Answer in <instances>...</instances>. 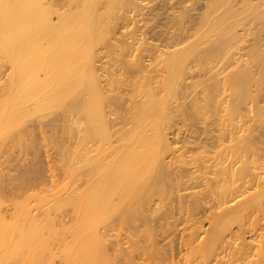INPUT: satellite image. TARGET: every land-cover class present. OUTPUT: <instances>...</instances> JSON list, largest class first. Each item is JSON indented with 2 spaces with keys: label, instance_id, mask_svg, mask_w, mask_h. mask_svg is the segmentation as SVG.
<instances>
[{
  "label": "bare ground",
  "instance_id": "1",
  "mask_svg": "<svg viewBox=\"0 0 264 264\" xmlns=\"http://www.w3.org/2000/svg\"><path fill=\"white\" fill-rule=\"evenodd\" d=\"M58 253L264 264V0H0V264Z\"/></svg>",
  "mask_w": 264,
  "mask_h": 264
},
{
  "label": "rangeland",
  "instance_id": "2",
  "mask_svg": "<svg viewBox=\"0 0 264 264\" xmlns=\"http://www.w3.org/2000/svg\"><path fill=\"white\" fill-rule=\"evenodd\" d=\"M186 135V134H185ZM190 136H192V137H194L195 135H190ZM192 137H189L188 139H187V141H193V139H192ZM179 138H181V136H179ZM200 138H203V136H200ZM187 146H189V145H187ZM56 166H59L58 164L56 165ZM56 172H59V171H55V173ZM11 173H14V172H11ZM54 173V174H55ZM60 173V172H59ZM59 173H56V174H58V176H59ZM15 174V173H14ZM46 175H49L48 173H46ZM57 175H55V180H56V177H58ZM58 178H60V177H58ZM54 179H52V180H54ZM61 179H62V177H61ZM60 179V187H61V184H62V187H63V182H62V180ZM49 180V179H48ZM51 180V179H50ZM66 180H68V179H66ZM66 180H65V182H66ZM62 182V183H61ZM68 182V181H67ZM65 186V185H64ZM192 192H197V189L195 190V191H192ZM187 193H190V191H187V192H184V191H182L181 193H179L180 195H182V194H187ZM23 199L24 198H20V200H19V202L21 201H23ZM16 201V200H15ZM17 201H18V199H17ZM4 202V201H3ZM35 204V203H34ZM33 205V204H32ZM7 206H9V203L7 202V203H3V205L1 206V209L2 210H4V208H5V210H7V211H9L10 209L9 208H7L6 209V207ZM33 206H35V205H33ZM10 207L12 208V206L10 205ZM36 208V207H35ZM37 209H39V208H37ZM43 209H44V207H43ZM67 209V208H66ZM41 211H43L42 209H40ZM38 211V212H41V211ZM68 211H69V208L67 209ZM67 210L66 211H63V212H66L67 213ZM37 211V210H36ZM35 212V211H34ZM59 213L61 214V212H57V215H59ZM70 213H71V211H70ZM70 213L69 214H67V215H64V213H63V217L64 216H72V215H70ZM204 215H207V213L206 214H204ZM68 216V217H69ZM199 217H201V218H203V215L201 216L200 214L198 215ZM40 217V216H39ZM197 217V216H196ZM205 217V216H204ZM67 217H64V221H66L67 219H66ZM185 218H186V215H184L183 213H179V214H176L175 216H174V218L173 219H176V228L174 229H172V234H170L168 237V239H165L164 240V242H162V243H168L169 241H171V240H174L175 241V243H176V247H177V249L175 250V252H178V254L176 253H174V256H176L175 258H174V262H176V261H178L177 259L179 258V263L185 258V250L183 251L182 249H185L186 247L185 246H181L180 245V243H181V239H180V237H181V235H183L184 236V234H188L190 231H189V229H190V225H191V223H187L186 221H185ZM206 219L205 218H203V219H200L199 220V223L202 225V226H204V227H202V228H204V229H207V221H205ZM201 221V222H200ZM198 226H200L199 224H197ZM197 225H195V226H192V228L193 227H198ZM186 227H189V229H187L188 231H182V230H184ZM191 228V229H192ZM195 229V228H194ZM204 229H202V230H204ZM180 231V232H179ZM117 232H119L118 230H117ZM114 233V232H113ZM112 233V234H113ZM121 233H123V232H120L119 234H121ZM115 235L117 234V233H114ZM65 235V234H64ZM66 236V238H68V235H65ZM247 236V235H246ZM63 238V236L61 237V239ZM65 238V237H64ZM63 238V239H64ZM69 240V239H68ZM60 241V240H59ZM53 242V243H52ZM57 242H58V240H57ZM57 242H54V241H51V245H50V247L49 248H51L50 250H52L51 251V253L53 254V253H56V250L58 251V249H59V246H60V244L62 245V242L63 241H61V243H57ZM161 243V244H162ZM56 248H58V249H56ZM183 252H182V251ZM59 252H60V250H59ZM180 252H182V253H180ZM179 253H180V255H179ZM59 256V253L56 255V257H52V259H53V261H51V262H49L48 264H59L60 262L58 261L59 259H60V256ZM181 257V258H180ZM181 260V261H180ZM42 263V262H41ZM40 263V264H41ZM42 264H47L46 262L44 263H42ZM169 264V263H168ZM171 264V263H170ZM214 264V263H213Z\"/></svg>",
  "mask_w": 264,
  "mask_h": 264
}]
</instances>
